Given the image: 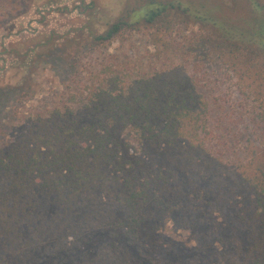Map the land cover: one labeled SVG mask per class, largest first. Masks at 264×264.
Masks as SVG:
<instances>
[{"label":"trees","instance_id":"1","mask_svg":"<svg viewBox=\"0 0 264 264\" xmlns=\"http://www.w3.org/2000/svg\"><path fill=\"white\" fill-rule=\"evenodd\" d=\"M245 2L237 23L180 1L128 11L93 44L129 49L84 80L70 71L71 91L0 141V240L12 264H264V0ZM143 31L141 52L131 40ZM213 54L248 68L230 71L237 83L256 84L238 93L254 129L242 152L237 124L219 126L199 91Z\"/></svg>","mask_w":264,"mask_h":264},{"label":"rangeland","instance_id":"2","mask_svg":"<svg viewBox=\"0 0 264 264\" xmlns=\"http://www.w3.org/2000/svg\"><path fill=\"white\" fill-rule=\"evenodd\" d=\"M149 1L6 0L3 6L0 5V124L6 125L5 132L0 134V141L17 140L29 127L32 114L54 108L59 97L71 91L75 81V77L73 79L71 76L73 71L84 80L88 72L98 69L99 59L107 54L119 55L127 51L131 44L128 41L122 48L119 39L99 46L93 44V38L128 11ZM153 1H180L189 7L213 8L216 18L226 23L246 19L250 10L245 0ZM188 22V31L204 40L209 38L213 43L218 42L210 26L205 27L192 20ZM139 27H142L141 22ZM150 32L143 31L132 36V43L141 52L145 51L143 44ZM126 36L129 35L122 37ZM150 52H154L152 47ZM217 54L206 62V73L211 78L207 79L205 85H200L199 91L207 98L214 116L220 119L219 126H226L230 122L237 124L235 136L238 139L231 142L236 150L242 152L253 138L254 129L249 111L238 109V93L245 90L247 84L252 87L256 84L250 81L237 83L230 71L235 72L233 75L237 79L239 70L248 68L238 63L230 67V57L216 60ZM69 64L74 67L69 68ZM225 70L228 73H224ZM234 113L237 119L231 120ZM225 157L230 162V149L226 150ZM229 173L231 186L235 175L231 170ZM46 208L45 216L55 209L53 206ZM0 264H12V256L7 252L3 240H0Z\"/></svg>","mask_w":264,"mask_h":264}]
</instances>
